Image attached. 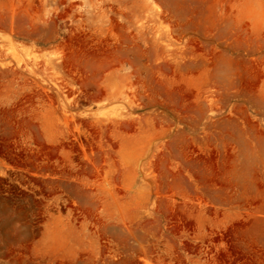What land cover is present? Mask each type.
Masks as SVG:
<instances>
[{
  "label": "rangeland",
  "instance_id": "374dc122",
  "mask_svg": "<svg viewBox=\"0 0 264 264\" xmlns=\"http://www.w3.org/2000/svg\"><path fill=\"white\" fill-rule=\"evenodd\" d=\"M0 264H264V0H0Z\"/></svg>",
  "mask_w": 264,
  "mask_h": 264
},
{
  "label": "bare ground",
  "instance_id": "6f19581e",
  "mask_svg": "<svg viewBox=\"0 0 264 264\" xmlns=\"http://www.w3.org/2000/svg\"><path fill=\"white\" fill-rule=\"evenodd\" d=\"M256 73V72H255ZM256 75V74H255ZM256 78V77H255ZM253 79H254V77H253ZM256 79H258V78H256ZM255 81V80H254Z\"/></svg>",
  "mask_w": 264,
  "mask_h": 264
}]
</instances>
